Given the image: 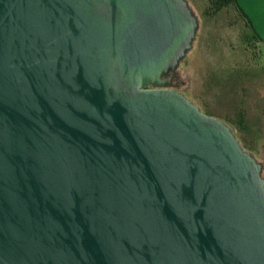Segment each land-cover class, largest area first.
<instances>
[{
	"label": "water",
	"instance_id": "1",
	"mask_svg": "<svg viewBox=\"0 0 264 264\" xmlns=\"http://www.w3.org/2000/svg\"><path fill=\"white\" fill-rule=\"evenodd\" d=\"M184 0H0V264H264L263 165L171 79Z\"/></svg>",
	"mask_w": 264,
	"mask_h": 264
},
{
	"label": "rangeland",
	"instance_id": "2",
	"mask_svg": "<svg viewBox=\"0 0 264 264\" xmlns=\"http://www.w3.org/2000/svg\"><path fill=\"white\" fill-rule=\"evenodd\" d=\"M184 1L198 29L169 89L224 123L244 152L263 165L264 179V43L234 6Z\"/></svg>",
	"mask_w": 264,
	"mask_h": 264
},
{
	"label": "crops",
	"instance_id": "3",
	"mask_svg": "<svg viewBox=\"0 0 264 264\" xmlns=\"http://www.w3.org/2000/svg\"><path fill=\"white\" fill-rule=\"evenodd\" d=\"M251 25L253 32L264 43V0H235Z\"/></svg>",
	"mask_w": 264,
	"mask_h": 264
},
{
	"label": "trees",
	"instance_id": "4",
	"mask_svg": "<svg viewBox=\"0 0 264 264\" xmlns=\"http://www.w3.org/2000/svg\"><path fill=\"white\" fill-rule=\"evenodd\" d=\"M214 5L216 6V9L220 8H227L229 6H234L233 8L237 9L242 20H245L248 23V20L246 19V16L243 14L240 8L236 7L235 0H215ZM249 25V24H248Z\"/></svg>",
	"mask_w": 264,
	"mask_h": 264
}]
</instances>
